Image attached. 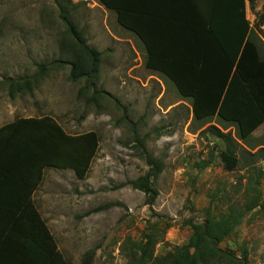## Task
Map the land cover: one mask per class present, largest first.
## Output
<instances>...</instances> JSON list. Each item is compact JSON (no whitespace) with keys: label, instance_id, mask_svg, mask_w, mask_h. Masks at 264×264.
Masks as SVG:
<instances>
[{"label":"rangeland","instance_id":"1","mask_svg":"<svg viewBox=\"0 0 264 264\" xmlns=\"http://www.w3.org/2000/svg\"><path fill=\"white\" fill-rule=\"evenodd\" d=\"M58 1L71 10L86 45L100 54L93 82L108 96L87 103L91 92L77 97L84 81L72 82L69 67L51 65L67 38L55 0H0V127L16 118L48 116L68 134L98 136L99 149L84 179L69 169H46L34 197L65 259L80 264L93 251L92 264H137L141 246L161 258L187 245L194 226L208 214L219 216L229 205L242 207L257 196L260 206L246 213L217 248L236 258L246 255L245 264H264V160L251 156L264 148V123L238 140L235 128L217 118L207 124L194 120L190 102L146 69L142 45L112 12L97 0ZM245 9L264 59V26H255L264 0ZM38 64L48 71L34 80ZM22 77L32 80V92L10 98L9 80ZM208 126L232 141L211 135ZM226 150L238 160L232 172L219 157ZM147 156L162 163L150 206L141 191L121 185L149 171ZM211 264L228 262L218 256Z\"/></svg>","mask_w":264,"mask_h":264},{"label":"trees","instance_id":"2","mask_svg":"<svg viewBox=\"0 0 264 264\" xmlns=\"http://www.w3.org/2000/svg\"><path fill=\"white\" fill-rule=\"evenodd\" d=\"M97 1L142 45L146 69L163 76L180 98L190 102L194 120L207 124L217 118L235 128L238 140L248 138L264 123V59L245 9L246 4L253 7L257 0ZM55 2L67 38L62 40L60 57L51 65L69 67L72 82L84 81L77 97L91 92L85 99L87 103L108 96L93 82L100 54L86 45L70 18L69 7ZM255 26H264V12L257 14ZM47 71L46 64H38L32 79L43 77ZM31 81L26 77L10 79V98L22 90L31 93ZM207 130L227 144L232 141L229 134L215 126ZM98 149L99 139L94 132L68 134L48 116L16 118L0 127V192L12 195L0 198V264H70L37 213L32 195L46 169H69L84 179ZM251 156L264 160V148ZM219 157L226 171L236 169L238 160L232 152L223 151ZM146 159L149 171L121 185L141 191L150 206L158 195L154 179L162 171V163L151 156ZM258 206L259 198L255 196L242 207L229 205L219 216L208 214L202 225L194 226L187 245L161 258L147 254L141 246L137 264H146V260L150 264H211L218 256L228 264H245L246 255L229 256L217 246L246 213ZM92 260L93 251L87 252L80 264H92Z\"/></svg>","mask_w":264,"mask_h":264},{"label":"crops","instance_id":"3","mask_svg":"<svg viewBox=\"0 0 264 264\" xmlns=\"http://www.w3.org/2000/svg\"><path fill=\"white\" fill-rule=\"evenodd\" d=\"M44 173H45V171H44ZM43 180H44V175H43V179H42V182H41L40 186L42 185ZM40 186L37 188V190L40 188ZM37 190H36V191L33 193V195H32V199H33V201H34V197H35V195H36ZM9 196H12V195L9 194V193H7V192H0V198H8ZM34 205H35V208H36V210H37V213L40 215V218L42 219V217H41V213H40L39 210L37 209L35 202H34ZM45 225H46V227H47L49 233L51 234V232H50V230H49V228H48V226H47L46 223H45ZM51 235H52V234H51ZM66 260H67V259H66ZM67 261H68V260H67Z\"/></svg>","mask_w":264,"mask_h":264}]
</instances>
